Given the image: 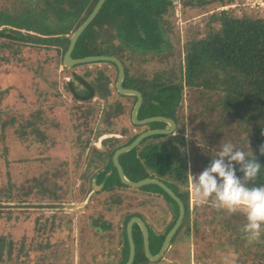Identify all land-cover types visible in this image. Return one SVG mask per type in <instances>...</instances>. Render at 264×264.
Returning <instances> with one entry per match:
<instances>
[{"label":"rangeland","instance_id":"rangeland-1","mask_svg":"<svg viewBox=\"0 0 264 264\" xmlns=\"http://www.w3.org/2000/svg\"><path fill=\"white\" fill-rule=\"evenodd\" d=\"M86 1L0 0V14L11 20L9 25H0V264H120L129 217L144 219L156 235L166 234L174 217V205L172 209L163 196L153 194L158 192L155 185L119 186L114 175L105 177L115 173L111 166L104 176L98 175L110 162L112 148L145 130L162 129L165 123L132 122L133 97L116 92L118 71L112 62L64 66L62 58L68 43L56 39L61 34L64 40L70 39L85 12L64 22L63 16L74 13L71 5L91 2ZM172 1L158 19L166 41L161 44L162 51H144L153 47L151 41L126 34L128 44L119 20L112 27L105 23L95 27L97 45L101 46L99 41L104 39L109 46L124 49L122 60L128 77L163 83L173 76L172 81H181L183 45L202 38L207 17L227 8L218 3L205 4L208 0L199 4V0L191 4L187 0ZM238 2L242 0L228 7L240 5L246 12L264 7V0ZM64 28H68L67 33H63ZM77 75L96 87L92 99L81 102L73 98L70 82L76 90L84 89ZM157 94L155 99L162 100L161 92ZM181 96L178 132L185 139L188 173L191 152L208 143L204 137L216 131L222 107L219 100L207 101L195 87L184 86ZM168 106L158 108L150 101L137 119L171 113ZM226 126L239 131L231 121L222 124L224 129ZM176 134L177 128L171 135ZM95 176L100 185L111 186L93 191ZM186 187L192 207L188 178ZM184 230L160 260H148L147 264H235L231 251L225 253L216 247L200 258L198 249L206 252L205 242L199 246L197 235L190 229L187 235ZM134 231L138 233L136 226ZM134 245L136 260L140 249L143 251V239H137ZM150 250L153 255L158 252L154 244Z\"/></svg>","mask_w":264,"mask_h":264},{"label":"trees","instance_id":"trees-1","mask_svg":"<svg viewBox=\"0 0 264 264\" xmlns=\"http://www.w3.org/2000/svg\"><path fill=\"white\" fill-rule=\"evenodd\" d=\"M90 1L87 0L86 2H89L87 5L85 3L79 7L70 4L75 11L66 13L62 21L68 20L70 16L71 19H75L77 13L79 16L80 13L85 12V16L82 17L83 22L98 0ZM234 1L208 0L205 3L208 5L218 3L220 7L227 8L213 11L207 17V28L202 38L187 41L183 45V79L181 81H172L173 76L166 78L169 80L163 83L160 80L147 82L136 76L128 77L127 67L122 60L124 49L111 47L104 39L99 41L102 43L99 46L96 44L97 35L94 34L96 26L101 27L105 23L112 27L119 20L122 37L126 42V34L140 37L145 42L151 41L150 45L153 46L143 49L144 51L152 52L153 49H157L159 52L161 44L166 41H164L158 18L162 19V14L167 11V6L172 4V0H124L121 2L106 0L93 21L79 36L73 50L76 56L73 58L106 55L120 60L125 69L122 86L135 89L142 95V105L138 110L137 118L141 108H145L150 101L151 105L163 109H166L170 104L168 107L171 113L165 112L162 116L173 120L177 134L147 137L134 149L120 155L118 159L124 175L129 180L158 179L180 199L184 207V217L170 244L180 236L185 227V234L188 235L190 229V232L197 235L196 244L199 246L200 242L206 244V247L203 248L207 249L206 252L202 251L201 247L198 249L200 258H204L209 251H213L216 247L225 253L231 251L235 255V264H264V230L258 238L247 239L241 231L245 223L242 213L228 214L219 208L212 207L210 203L197 204L193 202V206L190 207L189 193L186 187L187 160L189 158L187 159L185 153L184 135L178 132L180 129L178 118L181 117L178 115V110L184 86L195 87L198 91H202L207 101L219 100L222 111L217 118L216 131L211 133L210 137H204L208 143L204 142L202 147L197 146L191 152L192 168L190 171L193 174L201 171L208 164L209 156L215 155L218 144L231 142L235 147L248 153L249 156L253 154L254 158L262 164L257 177L246 183L249 186L264 185V155L259 152L260 146L264 144V7L258 8L255 12H246L240 5L228 7ZM240 2L238 4H243V0L242 3ZM187 3H193V0H187ZM199 3L200 0L197 4ZM238 10H241L240 14L237 13ZM148 11L156 13L158 18L151 19L148 16ZM10 23L11 20L8 16L0 14V25H9ZM67 31L68 28L63 29V33H67ZM56 40H61V38L57 37ZM64 41L69 44V39ZM127 43L129 44V42ZM103 44H105L104 47ZM132 46L134 47V45ZM77 54L82 55L77 57ZM76 79L84 89L77 88L76 90L73 83L70 82L69 87L73 98L81 102L92 99L96 94V87L92 83L84 81L81 76L77 75ZM129 82L132 84H128ZM157 92H161L162 100L160 101L158 100L161 97L158 100L155 99L159 96ZM135 100L136 98L133 97L134 103ZM226 121H231L239 131H232L229 126L224 129L222 124ZM139 134L132 135L123 145L112 148L108 154L110 162L104 166V172L110 170L108 167L111 166L115 171L112 175L116 177L119 186L125 185L118 180L111 157L118 148L128 145ZM248 144L252 153L249 152ZM174 157L175 161H173ZM156 187L158 192L153 194L163 196L170 204L174 205V217L167 228L168 232L177 218L178 205L160 187ZM99 188L97 185L96 189ZM145 190L150 193L149 189ZM192 214L194 216L191 218ZM188 223H191V227L188 226ZM135 226L138 233L132 232L134 243L137 239L142 241L141 231L137 225ZM148 232L150 244H154L156 250H159L167 233L155 235L149 228ZM123 236L124 248L120 264H125L128 257L126 229ZM147 262L148 259L140 249V256L134 260L133 264Z\"/></svg>","mask_w":264,"mask_h":264},{"label":"clouds","instance_id":"clouds-1","mask_svg":"<svg viewBox=\"0 0 264 264\" xmlns=\"http://www.w3.org/2000/svg\"><path fill=\"white\" fill-rule=\"evenodd\" d=\"M249 152L252 153L250 148ZM259 152L264 155V144ZM261 167L253 154L249 156L231 142L218 144L215 155L209 156L201 171L187 173L194 202L210 203L228 214L242 213V233L249 240L258 238L264 230V185L249 186L246 182L254 180Z\"/></svg>","mask_w":264,"mask_h":264},{"label":"water","instance_id":"water-1","mask_svg":"<svg viewBox=\"0 0 264 264\" xmlns=\"http://www.w3.org/2000/svg\"><path fill=\"white\" fill-rule=\"evenodd\" d=\"M106 0H98L90 14L85 18V20L81 23V25L75 30V32L72 34L71 38L69 39L68 47L63 55V64L65 67H71L75 65H80L84 63H91V62H98V61H108L112 62L116 68H117V77L115 81V89L119 95L124 96H133L136 98L135 103L131 109L130 113V119H132L133 123H136L138 125H146L153 121H162L165 123V127L162 129H148L143 132H141L139 135L135 137L133 141H131L128 145L122 146L118 148L112 155L111 160L114 168L116 169L118 178L120 182L129 187L133 188H140L146 185H156L160 187L172 200H174L178 205V216L174 223V225L171 227V229L167 232L165 235V238L156 254H151L149 250V234H148V228L146 224L143 222V220L139 217H131L126 224V237L128 241V257L125 264H133L134 257H135V245L134 240L132 236V228L133 225H137L140 228L142 239H143V251L146 256V258L149 261L155 262L158 261L164 254V252L169 247V244L171 242V239L173 235L178 230L179 226L181 225V222L184 217V207L181 203L180 199L176 196V194L168 188L163 182H161L158 179L155 178H145L141 179L139 181H131L129 180L122 170V167L118 161L119 156L123 153L129 152L132 149H134L143 139L153 136V135H170L175 131L176 125L173 122L172 119L165 117V116H159V117H146L143 119L138 120L137 119V113L142 105V95L139 91L135 89H128L124 88L122 86V82L125 75V69L120 60H118L115 57L112 56H106V55H93V56H86L82 58H72L71 53L74 49V46L79 38V36L82 34V32L89 26V24L93 21L95 16L100 11L102 5L104 4Z\"/></svg>","mask_w":264,"mask_h":264},{"label":"flooded vegetation","instance_id":"flooded-vegetation-1","mask_svg":"<svg viewBox=\"0 0 264 264\" xmlns=\"http://www.w3.org/2000/svg\"><path fill=\"white\" fill-rule=\"evenodd\" d=\"M173 2V1H172ZM169 6H171V4L170 5H168L167 6V9H168V7ZM148 13V16L151 18V19H156V17H157V14L156 13H154V12H151V11H148L147 12ZM158 18V17H157ZM159 19V18H158ZM58 38H61V42H63L64 41V37H63V35L61 34ZM75 47V46H74ZM74 50V49H73ZM154 51H157L158 52V50L157 49H153ZM66 51V50H65ZM160 51H162V47L160 48ZM71 57L73 58V51H72V53H71ZM62 60H63V58H62ZM116 90V89H115ZM117 92V91H116ZM112 161V160H111ZM108 172V171H107ZM107 172H104V170L101 172V173H99L98 175L100 176V175H102V176H104V173H107ZM97 175V176H98ZM112 175V173H109V175H107V176H105V177H109V176H111ZM97 176H95L94 177V180H93V182L91 183V187H92V190L94 191L95 189H96V186L97 185H99V191L100 190H102V189H104L105 187H107V186H111V185H108V184H106V185H100V183L99 182H97V179H98V177ZM97 184V185H96ZM113 186H115V185H113ZM172 205V204H171ZM172 209H173V205H172ZM179 209V208H178ZM178 216V215H177ZM177 219V218H176ZM143 220V222L146 224V222L144 221V219H142ZM176 221V220H175ZM175 223V222H174ZM182 223V222H181ZM174 225V224H173ZM134 226L135 225H133V228H132V232H133V229H134ZM146 226H147V224H146ZM180 227V226H179ZM147 228H148V226H147ZM148 234H149V232H148ZM154 234V233H153ZM156 235V234H155ZM157 235H159V234H157ZM132 236H133V233H132ZM171 243V242H170ZM170 245V244H169ZM150 247H151V244H150V241H149V250H150ZM150 253H151V251H150ZM165 253V252H164ZM156 254V253H155ZM162 258V257H161ZM160 258V259H161ZM134 259H135V257H134ZM159 259V260H160ZM155 262H157V261H155ZM143 264H147V263H143Z\"/></svg>","mask_w":264,"mask_h":264}]
</instances>
